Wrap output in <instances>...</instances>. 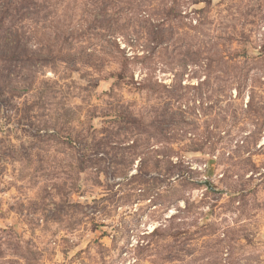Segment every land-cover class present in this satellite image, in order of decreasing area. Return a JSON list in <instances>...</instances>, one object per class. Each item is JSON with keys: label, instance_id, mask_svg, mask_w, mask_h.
<instances>
[{"label": "clouds", "instance_id": "1", "mask_svg": "<svg viewBox=\"0 0 264 264\" xmlns=\"http://www.w3.org/2000/svg\"><path fill=\"white\" fill-rule=\"evenodd\" d=\"M0 264H264V0H0Z\"/></svg>", "mask_w": 264, "mask_h": 264}]
</instances>
